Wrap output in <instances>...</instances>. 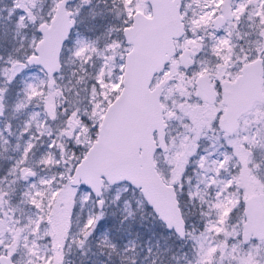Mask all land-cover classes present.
I'll list each match as a JSON object with an SVG mask.
<instances>
[{"label":"snow or ice","instance_id":"obj_1","mask_svg":"<svg viewBox=\"0 0 264 264\" xmlns=\"http://www.w3.org/2000/svg\"><path fill=\"white\" fill-rule=\"evenodd\" d=\"M0 264H264V0H0Z\"/></svg>","mask_w":264,"mask_h":264}]
</instances>
